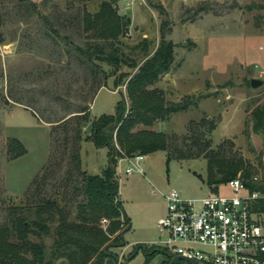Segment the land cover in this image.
Returning a JSON list of instances; mask_svg holds the SVG:
<instances>
[{
  "label": "rangeland",
  "instance_id": "rangeland-1",
  "mask_svg": "<svg viewBox=\"0 0 264 264\" xmlns=\"http://www.w3.org/2000/svg\"><path fill=\"white\" fill-rule=\"evenodd\" d=\"M30 1L35 8L21 0H0V223L8 219L12 205L31 219L43 198L72 191L78 180L77 173L69 171L62 146L64 128L61 139L55 140L54 119L86 103L92 117L114 114L123 95L127 109L131 106L124 81L117 85L112 75L91 93L92 77L73 51L65 49V35L79 38L73 18L84 9L98 11L103 0ZM108 1L130 22L121 36L128 46L148 38L149 49H154L163 32L174 43L171 69L155 85L168 102H185L187 107L151 127L178 143L197 138L201 144L208 141L204 150H221L255 163L262 152L263 160L264 133L250 129L249 110L264 103V82L259 87L250 82L252 77L264 81V0ZM51 25L61 36L47 35L45 28ZM81 35L84 40L86 35ZM100 65L110 70L108 64ZM121 70L133 71L126 65ZM83 131L77 145L81 168L101 174L109 162V147L97 146L86 136L89 124ZM11 137L25 147L16 158L8 151ZM149 155V160L139 161L142 173L128 175L124 158L116 165L119 199L131 224L123 234L125 244L113 247L118 264H163L167 254L155 242L163 238L157 221L165 215L163 193L169 188L189 197L230 191L227 182L213 190L205 180L204 154L183 160L168 158V150ZM108 223L107 217L101 219L104 229ZM138 243L157 251L147 257L143 246L137 250Z\"/></svg>",
  "mask_w": 264,
  "mask_h": 264
},
{
  "label": "trees",
  "instance_id": "trees-1",
  "mask_svg": "<svg viewBox=\"0 0 264 264\" xmlns=\"http://www.w3.org/2000/svg\"><path fill=\"white\" fill-rule=\"evenodd\" d=\"M21 2L25 7L35 8L30 0ZM73 20L78 23L79 40L65 35L63 41L65 49L69 53L73 51L79 65L92 77L91 93L100 88L107 76L112 75L115 76V84L120 85L124 81L131 106L127 109L123 95L114 114L102 113L92 117L86 103L53 120L56 122L53 130L55 140L61 139L60 130L64 128L62 146L68 152L69 171L74 170L78 180L72 191L56 192L55 197L43 198L35 206L31 219L21 214L19 206L9 207L8 219L0 223V264H118L113 247L125 244L123 234L131 224L119 199L117 162L125 156L149 155L157 150H168V158L182 160L204 154L207 164L205 180L213 190L219 183L228 182L240 172L247 188L262 194L251 201L250 208L264 225L262 152L255 163L234 154L226 156L221 150H204L208 148V141L201 144L202 141L197 138L190 143L183 138L178 143L168 133L151 127L157 121L166 120L171 113L187 107L185 102H168L163 89L155 85L171 69L173 41L163 32L154 49H149L151 41L148 38L128 46L121 36L130 22L108 0L100 2L98 11L84 9ZM45 30L53 38L61 36L57 26L51 25ZM83 33L86 35L84 40L81 39ZM126 48L128 51H125ZM101 62L108 64L110 70H104ZM123 65L133 71L121 70ZM249 114L250 129L255 133H264V103L253 106ZM87 124L90 131L86 136L91 137L97 146L109 147V162L101 174L81 168L77 145L83 139V128ZM55 145L57 151L59 146ZM24 150L23 143L11 137L9 154L16 158ZM104 217L109 219L105 229L101 224ZM156 245L167 254L163 264H169L173 253ZM142 246L147 251V257L157 251L140 243L137 250Z\"/></svg>",
  "mask_w": 264,
  "mask_h": 264
},
{
  "label": "built area",
  "instance_id": "built-area-1",
  "mask_svg": "<svg viewBox=\"0 0 264 264\" xmlns=\"http://www.w3.org/2000/svg\"><path fill=\"white\" fill-rule=\"evenodd\" d=\"M145 157H122L128 161L126 173H142L139 161ZM227 186L229 192L200 197L183 196L177 188H169L163 193L165 215L157 221L163 238L155 243L197 264H264V225L250 208L251 201L262 194L249 190L241 176L232 177Z\"/></svg>",
  "mask_w": 264,
  "mask_h": 264
},
{
  "label": "water",
  "instance_id": "water-1",
  "mask_svg": "<svg viewBox=\"0 0 264 264\" xmlns=\"http://www.w3.org/2000/svg\"><path fill=\"white\" fill-rule=\"evenodd\" d=\"M250 82H251V85L253 86V87H259V86H261V84L264 82L262 79H259V78H256V77H252L251 79H250ZM179 260H187V261H189V262H191V263H193V264H197L198 262H197V260H195V259H192V258H189V257H184V256H182V255H179V254H176V255H173L172 257H171V259H170V262H169V264H175L176 262H178Z\"/></svg>",
  "mask_w": 264,
  "mask_h": 264
},
{
  "label": "crops",
  "instance_id": "crops-1",
  "mask_svg": "<svg viewBox=\"0 0 264 264\" xmlns=\"http://www.w3.org/2000/svg\"><path fill=\"white\" fill-rule=\"evenodd\" d=\"M146 159L149 160L150 159V155H146Z\"/></svg>",
  "mask_w": 264,
  "mask_h": 264
}]
</instances>
